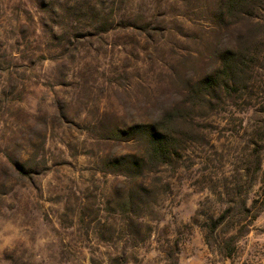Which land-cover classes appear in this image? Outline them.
Returning a JSON list of instances; mask_svg holds the SVG:
<instances>
[{"label": "rangeland", "instance_id": "rangeland-1", "mask_svg": "<svg viewBox=\"0 0 264 264\" xmlns=\"http://www.w3.org/2000/svg\"><path fill=\"white\" fill-rule=\"evenodd\" d=\"M0 264H264V0H0Z\"/></svg>", "mask_w": 264, "mask_h": 264}]
</instances>
